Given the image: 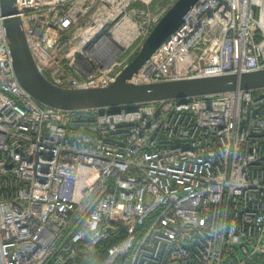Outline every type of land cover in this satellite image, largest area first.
<instances>
[{
  "label": "built area",
  "instance_id": "1",
  "mask_svg": "<svg viewBox=\"0 0 264 264\" xmlns=\"http://www.w3.org/2000/svg\"><path fill=\"white\" fill-rule=\"evenodd\" d=\"M38 71L105 87L176 0H15ZM0 5V264H264V88L62 109L18 81ZM264 68V0H198L129 81Z\"/></svg>",
  "mask_w": 264,
  "mask_h": 264
},
{
  "label": "water",
  "instance_id": "2",
  "mask_svg": "<svg viewBox=\"0 0 264 264\" xmlns=\"http://www.w3.org/2000/svg\"><path fill=\"white\" fill-rule=\"evenodd\" d=\"M198 0H176L153 26L133 58L105 87L65 88L47 80L36 68L26 42L15 0H0L6 39L15 75L23 88L40 104L62 109L107 107L116 111L123 106L132 110L136 104L174 98L209 95L235 89L264 88V68L240 73L189 77L156 83H133L128 80L154 50L181 24L182 16Z\"/></svg>",
  "mask_w": 264,
  "mask_h": 264
},
{
  "label": "bare ground",
  "instance_id": "3",
  "mask_svg": "<svg viewBox=\"0 0 264 264\" xmlns=\"http://www.w3.org/2000/svg\"><path fill=\"white\" fill-rule=\"evenodd\" d=\"M236 73H240V72H236ZM129 81V80H128ZM129 82H131V81H129Z\"/></svg>",
  "mask_w": 264,
  "mask_h": 264
}]
</instances>
